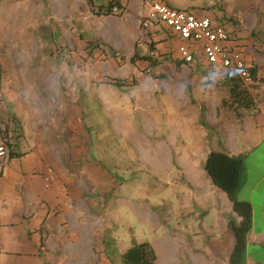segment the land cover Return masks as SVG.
<instances>
[{"label": "rangeland", "instance_id": "1", "mask_svg": "<svg viewBox=\"0 0 264 264\" xmlns=\"http://www.w3.org/2000/svg\"><path fill=\"white\" fill-rule=\"evenodd\" d=\"M152 1L122 0L128 37L113 49L119 53L113 58L108 47L86 44L98 40L107 46L105 34L118 20L93 16L86 0H0L1 107H15L24 96L32 107H42L48 125L61 128L66 144L58 153L76 175L65 177V189L74 180L79 202L94 208L99 262L122 264L121 255L144 242L158 257L155 264L221 259L230 252V231L221 220L231 216L201 160L231 142L240 123L222 106L227 92L219 82L210 88L202 74L195 80L189 69L177 71L176 56L150 55L147 46L139 52L147 44L137 39L140 21ZM135 52L150 56V74L168 78H151L146 61L131 64ZM113 81L127 86L114 87ZM240 141L238 134L233 143ZM246 151L240 155L237 199L250 203L258 231L264 229V143ZM189 160L201 163L194 174L177 164ZM254 242L248 240L246 257L264 261V248Z\"/></svg>", "mask_w": 264, "mask_h": 264}, {"label": "crops", "instance_id": "2", "mask_svg": "<svg viewBox=\"0 0 264 264\" xmlns=\"http://www.w3.org/2000/svg\"><path fill=\"white\" fill-rule=\"evenodd\" d=\"M179 1L184 3V0H174V7L190 10L198 17H209L215 23L225 25L231 41L241 50L245 65L254 71L253 82L258 84L254 94L255 109L240 122V130L234 131L231 142L212 150L230 156H240L246 150H254L264 143V0H193L187 6L179 5ZM115 19L118 20L117 26L108 30L109 34L105 35L109 38L104 41L108 47L117 50L128 36L122 15L115 16ZM137 39L147 43L141 45L139 52L152 45L153 52L162 55L160 58L174 59L176 56L179 60L176 64L181 61L179 70L183 72L189 69V73L196 75L195 80L202 79L199 74L207 77L213 71L201 54H196L189 65L178 59L176 46L180 41L170 37L164 28L140 29ZM215 70L223 71L220 68ZM3 86L9 93L6 97L12 101L10 88ZM2 91L0 80V143H4L8 154L13 155H8L6 161H0V264H96L99 260L95 258L94 251L100 248L95 243L96 224L94 218L90 217L94 208L79 202V192L74 191L71 185L74 180H68L65 189V177L73 178L76 175L73 170L68 171L59 156L66 144L60 140L63 134L61 128L57 123L48 125L42 107L39 106L40 110L32 107L36 104L30 103L24 96L15 107L10 104L1 107L4 99ZM238 134L241 141L235 145L234 138ZM245 145L248 147L245 148ZM206 156L200 160L205 161ZM177 164L184 173L194 174L197 172L196 166L201 163L189 160ZM73 167L70 159V169ZM225 205L228 214L235 217L227 197ZM221 221L222 229L227 231V222L224 219ZM249 239L264 248V229L255 231L253 214L246 246ZM233 241V235L229 232L227 247L230 252ZM102 251L98 253L100 257ZM229 255L221 259L204 256L197 264H228ZM105 260L107 263L101 258L98 264H109ZM245 261L246 264H264V261L256 262L247 257Z\"/></svg>", "mask_w": 264, "mask_h": 264}, {"label": "trees", "instance_id": "3", "mask_svg": "<svg viewBox=\"0 0 264 264\" xmlns=\"http://www.w3.org/2000/svg\"><path fill=\"white\" fill-rule=\"evenodd\" d=\"M96 0H86V4L93 16H121L124 10L122 0H103L105 3H96ZM94 46L95 49L104 50L108 47L98 42V40L88 41L86 48ZM150 51L153 52V46L150 45ZM111 56L118 58L119 53L110 47ZM142 60L149 63L144 69L145 73L151 78L166 80L167 75L162 74L153 76L150 74V66L153 62L150 61V56H141L135 52L129 59L131 64L135 61ZM181 61L177 65V71ZM248 77L251 81L246 84L242 78L236 74L227 76L219 81L220 85L226 89L227 96L221 101L223 107L233 112L235 119L240 123L248 112L255 109V89L257 85L253 81L254 71L247 68ZM103 83V82H102ZM105 83V82H104ZM108 83V82H106ZM113 86L122 88L127 86L125 82L113 81ZM188 86V85H187ZM12 156L13 154H8ZM204 171L209 177L211 184L225 193L228 201L231 204L232 212L235 217H229L227 221V229L233 235V246L229 255L228 264H246V235L251 229L252 224V207L249 202L240 201L237 199V194L243 184V160L241 156H230L224 152L210 151L204 161ZM236 218L239 220L237 221ZM157 256L154 250L148 243H140L127 249L121 255L122 264H154Z\"/></svg>", "mask_w": 264, "mask_h": 264}, {"label": "built area", "instance_id": "4", "mask_svg": "<svg viewBox=\"0 0 264 264\" xmlns=\"http://www.w3.org/2000/svg\"><path fill=\"white\" fill-rule=\"evenodd\" d=\"M155 27L164 28L170 37L180 41L176 47L177 54L187 65L193 62L196 54H201L211 70L228 68L245 83L250 81L243 54L231 41L225 25L174 7V0H153L140 21V28L148 30ZM7 157L8 148L0 143V161H6Z\"/></svg>", "mask_w": 264, "mask_h": 264}, {"label": "clouds", "instance_id": "5", "mask_svg": "<svg viewBox=\"0 0 264 264\" xmlns=\"http://www.w3.org/2000/svg\"><path fill=\"white\" fill-rule=\"evenodd\" d=\"M234 71L228 68H225L222 72H218L217 70H213L206 77V83L208 87H214L219 81L224 79L227 76L234 75Z\"/></svg>", "mask_w": 264, "mask_h": 264}]
</instances>
